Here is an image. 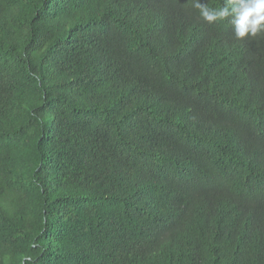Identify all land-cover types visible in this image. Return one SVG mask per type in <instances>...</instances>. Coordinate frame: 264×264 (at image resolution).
Masks as SVG:
<instances>
[{"label": "trees", "instance_id": "trees-1", "mask_svg": "<svg viewBox=\"0 0 264 264\" xmlns=\"http://www.w3.org/2000/svg\"><path fill=\"white\" fill-rule=\"evenodd\" d=\"M0 264H264V37L0 0Z\"/></svg>", "mask_w": 264, "mask_h": 264}, {"label": "clouds", "instance_id": "clouds-1", "mask_svg": "<svg viewBox=\"0 0 264 264\" xmlns=\"http://www.w3.org/2000/svg\"><path fill=\"white\" fill-rule=\"evenodd\" d=\"M200 18L213 25L227 21L236 40L264 37V0H224L223 6L210 8L202 0H191ZM25 260L29 257H24Z\"/></svg>", "mask_w": 264, "mask_h": 264}]
</instances>
